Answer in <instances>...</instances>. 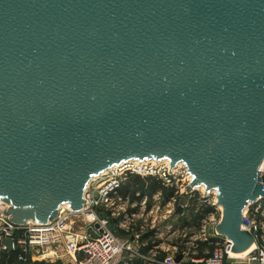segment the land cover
Instances as JSON below:
<instances>
[{
	"label": "water",
	"instance_id": "obj_1",
	"mask_svg": "<svg viewBox=\"0 0 264 264\" xmlns=\"http://www.w3.org/2000/svg\"><path fill=\"white\" fill-rule=\"evenodd\" d=\"M135 160L182 164L186 192L216 193L231 251L252 244L241 227L264 195V0H0L11 222L77 212L91 178Z\"/></svg>",
	"mask_w": 264,
	"mask_h": 264
},
{
	"label": "built area",
	"instance_id": "obj_2",
	"mask_svg": "<svg viewBox=\"0 0 264 264\" xmlns=\"http://www.w3.org/2000/svg\"><path fill=\"white\" fill-rule=\"evenodd\" d=\"M154 161V164L151 162ZM163 163V164H159ZM134 162H126L114 168L100 173L91 178L84 191V204L82 208L73 212L68 204L59 207L57 215L46 223L28 222L24 225H16L11 222L6 211L8 205L0 203V250H13L16 246L22 249L23 253H32V249L40 248L45 260L59 259L62 252L71 258V264H131L133 260L140 259L153 264H180L176 263V256L166 255L158 258L147 257L140 254V249H135L133 240L122 238L116 235L111 227L116 210L114 202L121 182L130 175L157 176L161 183L169 187L175 194H188L185 188L188 187L191 176L182 164L171 167L166 160H143L135 165ZM170 169V173H169ZM259 176L264 189V161L259 168ZM99 183L96 190L92 185ZM198 192V203L201 206L212 207L218 214L219 219L214 221L212 238L220 237V245L213 249L203 259L191 258L194 264H264V195L258 196L254 201L248 202L243 211L245 223L242 229L252 237L253 248L248 254L242 257L231 256L232 242L221 236L216 231L222 215V208L216 204V193L205 192L203 186L195 187ZM194 189L191 191L193 192ZM189 192V197H192ZM205 192V194H204ZM173 198V197H172ZM180 208H188L187 202H181ZM109 207L105 212L99 208ZM85 217V218H84ZM115 220V219H114ZM206 240V235L204 234ZM6 239L13 241L9 249L3 242ZM140 251V252H139ZM45 252H53L48 256ZM127 254V255H126ZM58 257V258H57ZM23 259L22 256L19 257Z\"/></svg>",
	"mask_w": 264,
	"mask_h": 264
},
{
	"label": "rangeland",
	"instance_id": "obj_3",
	"mask_svg": "<svg viewBox=\"0 0 264 264\" xmlns=\"http://www.w3.org/2000/svg\"><path fill=\"white\" fill-rule=\"evenodd\" d=\"M160 181L161 178L157 176L141 175H130L124 179L117 194L120 200L114 199L116 210L112 209L115 212L112 217L115 220L111 222V227L117 236L133 240V246L136 250L139 248L142 255L161 259L166 255H180V264H194L190 259L195 254L206 255L220 245V237L212 238L209 235L214 221L219 219V214L207 206L197 214V210L202 207L197 201L196 189L187 192H192V197L188 194L176 195ZM91 185L96 190L99 183ZM168 194L171 196L168 197ZM181 202H187L189 207L177 210ZM108 208L99 209L106 212ZM194 213L198 216L195 220L192 219ZM201 241L206 243L198 247L197 243ZM32 253L38 259L45 260L40 248L32 249ZM61 253L59 259L45 261L71 264L70 256L65 252ZM45 254L54 255L53 252Z\"/></svg>",
	"mask_w": 264,
	"mask_h": 264
},
{
	"label": "trees",
	"instance_id": "obj_4",
	"mask_svg": "<svg viewBox=\"0 0 264 264\" xmlns=\"http://www.w3.org/2000/svg\"><path fill=\"white\" fill-rule=\"evenodd\" d=\"M167 196L170 197L171 194H168ZM200 207H202V208L197 210V214L199 212L201 213V211L205 210V209L202 210L204 206H200ZM197 214L194 213L192 216V219H194V220L197 219V217H198ZM205 243L206 242H202V241L198 242L197 246L202 247ZM206 255H208V254H206ZM206 255L195 254L193 257L194 258H200L202 256L205 257ZM20 256H22L23 259H20L19 258ZM0 264H63V263L61 261L49 262V261L41 260L38 258H34L30 253H28V252L23 253L22 249L20 247L16 246L15 249H13V250H9V251L0 250ZM131 264H153V263L149 262V261H143L140 259H136V260H133L131 262Z\"/></svg>",
	"mask_w": 264,
	"mask_h": 264
},
{
	"label": "bare ground",
	"instance_id": "obj_5",
	"mask_svg": "<svg viewBox=\"0 0 264 264\" xmlns=\"http://www.w3.org/2000/svg\"><path fill=\"white\" fill-rule=\"evenodd\" d=\"M130 162H134L135 165H138L137 163H139L140 161L135 160V161H130ZM151 162L154 164V161H151ZM134 164H133V166H130V167H132L133 170H137V168H136V166H134ZM159 164H163V163H159ZM252 248H253V245L251 244L247 249H245L242 252H233V253H231V256H233V257L245 256L246 254H248V252H250L252 250Z\"/></svg>",
	"mask_w": 264,
	"mask_h": 264
}]
</instances>
